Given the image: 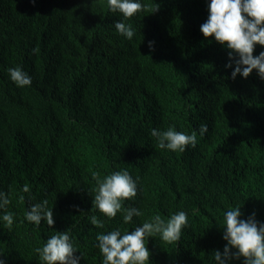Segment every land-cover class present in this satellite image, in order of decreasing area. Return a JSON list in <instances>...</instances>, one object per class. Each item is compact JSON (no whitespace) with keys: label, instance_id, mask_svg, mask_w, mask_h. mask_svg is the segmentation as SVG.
<instances>
[{"label":"trees","instance_id":"trees-1","mask_svg":"<svg viewBox=\"0 0 264 264\" xmlns=\"http://www.w3.org/2000/svg\"><path fill=\"white\" fill-rule=\"evenodd\" d=\"M140 2L160 9L124 20L107 0H0V191L14 215L11 230L0 219L6 264H41L35 249L57 231L70 234L80 264H103L98 234L179 211L188 227L173 244L149 238L150 264H216L226 211L239 206L241 219L255 213L264 223V79L256 70L232 78L230 50L200 30L210 0ZM119 20L132 25L131 40L116 30ZM262 51L257 45L254 55ZM16 67L30 86L11 80ZM169 127L195 131L197 146L159 148L151 130ZM121 170L138 191L124 207L143 213L128 224L123 212L109 220L92 208V172ZM44 199L54 227L25 219Z\"/></svg>","mask_w":264,"mask_h":264},{"label":"clouds","instance_id":"clouds-1","mask_svg":"<svg viewBox=\"0 0 264 264\" xmlns=\"http://www.w3.org/2000/svg\"><path fill=\"white\" fill-rule=\"evenodd\" d=\"M103 6V5H102ZM107 7L112 13H119L124 20H130L140 12L154 14L159 11L160 5L143 4L140 0H107ZM209 16L200 27L205 38H215V41L229 49L230 63L233 67L232 78L237 75L248 78L253 70L264 79V51L258 56L254 55L257 45L264 47V0H210L208 5ZM116 30L127 39L131 40L135 34L131 24L122 21L115 23ZM152 47V42H149ZM34 53L39 48L33 49ZM11 80L18 87L30 86L31 77L21 68L8 69ZM208 131L206 124H202L199 133L203 136ZM151 136L157 140L158 147L173 152H184L189 146H197V133L190 135L176 131L174 127L167 130L152 129ZM92 178L96 182L94 189L93 210H98L109 220L114 219L118 213L123 212L125 224L131 223L134 217L143 213L135 207H124L125 201L134 200L138 194L137 181L133 179L127 170L114 171L101 177L99 172H92ZM23 193H27L31 199L30 188L23 186ZM21 202L25 200L20 195ZM9 194L0 191V210L5 226L11 230L14 224V215L7 211L11 204ZM47 199L40 203L32 204L30 210L25 213V219L40 226L42 221L54 227L55 220L53 209L50 208ZM241 207L237 206L224 213L225 229L223 239L227 241L223 253L215 251L216 264H228L233 259L241 257L244 264H264V223L256 220L255 213L247 219H241ZM90 222L97 228H104V221L92 215ZM188 227V216L184 211L172 214L164 219L159 214L150 220L143 222L133 231L124 232L119 229L97 235L99 250L103 256V264H150L151 252L146 241L151 237L159 236L165 244H173L181 239L183 230ZM235 249V251H233ZM39 254L41 264H80L82 257L77 256V249L72 237L67 231H57L47 239L46 243L35 249ZM2 255V254H0ZM0 264L6 261L0 258Z\"/></svg>","mask_w":264,"mask_h":264}]
</instances>
